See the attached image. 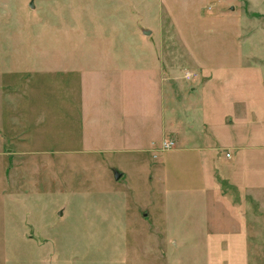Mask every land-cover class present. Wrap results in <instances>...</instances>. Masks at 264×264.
I'll use <instances>...</instances> for the list:
<instances>
[{
  "label": "rangeland",
  "instance_id": "rangeland-1",
  "mask_svg": "<svg viewBox=\"0 0 264 264\" xmlns=\"http://www.w3.org/2000/svg\"><path fill=\"white\" fill-rule=\"evenodd\" d=\"M238 115L264 199V0H0V264L199 258L171 238L203 215L175 150Z\"/></svg>",
  "mask_w": 264,
  "mask_h": 264
},
{
  "label": "crops",
  "instance_id": "crops-1",
  "mask_svg": "<svg viewBox=\"0 0 264 264\" xmlns=\"http://www.w3.org/2000/svg\"><path fill=\"white\" fill-rule=\"evenodd\" d=\"M242 118L241 115L234 118L233 129L249 125L250 130L245 134L239 131L237 136L233 131L234 135L227 140L224 137L227 124L222 117L214 124L212 134H206L203 129L201 135L188 134L185 144L175 150L194 156L195 166L188 168L187 173L191 182H198L196 188L202 192V200L193 203L202 208L203 215L169 217L173 229L180 234L171 238L182 240L173 245L181 247L185 254L201 255L180 261L173 256L174 260L165 264H191L194 260L196 264H255L254 256L264 258V236L260 234L264 230V215L258 209L264 207V199H259L262 190L258 182V147L256 137L251 134L252 120L248 124ZM143 218V223L149 224V229L160 239V227L153 225L148 214ZM188 242L191 243L189 251ZM158 254L162 261V249Z\"/></svg>",
  "mask_w": 264,
  "mask_h": 264
},
{
  "label": "built area",
  "instance_id": "built-area-1",
  "mask_svg": "<svg viewBox=\"0 0 264 264\" xmlns=\"http://www.w3.org/2000/svg\"><path fill=\"white\" fill-rule=\"evenodd\" d=\"M176 142L174 140H164L159 146V151L171 150L175 147ZM227 157H230V154H227Z\"/></svg>",
  "mask_w": 264,
  "mask_h": 264
},
{
  "label": "water",
  "instance_id": "water-1",
  "mask_svg": "<svg viewBox=\"0 0 264 264\" xmlns=\"http://www.w3.org/2000/svg\"><path fill=\"white\" fill-rule=\"evenodd\" d=\"M30 6L33 8V4H31ZM119 177H120V175H117V178H119Z\"/></svg>",
  "mask_w": 264,
  "mask_h": 264
}]
</instances>
